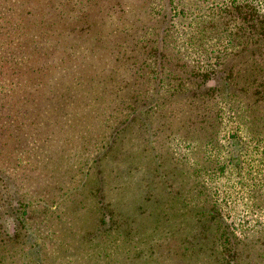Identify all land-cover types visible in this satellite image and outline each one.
I'll use <instances>...</instances> for the list:
<instances>
[{
  "label": "rangeland",
  "instance_id": "374dc122",
  "mask_svg": "<svg viewBox=\"0 0 264 264\" xmlns=\"http://www.w3.org/2000/svg\"><path fill=\"white\" fill-rule=\"evenodd\" d=\"M231 1L245 2L0 0V239L16 234L2 264H264V205L256 199L264 200V145L246 147L239 133L227 167L202 170L196 180L206 204L218 203L236 259L211 239L212 228L198 239L196 211L180 198L196 200L187 182L178 185L192 177L181 173L186 166L221 168L222 143H164L162 135L150 142L145 128L166 112L157 104L178 76L188 84L174 94L178 107L181 95L192 96L186 89L195 74L215 82L216 60L202 50L223 47L214 38L192 47L190 14L208 17L213 2ZM255 4L264 12V0ZM157 15L166 20L155 25ZM153 46L158 51L143 65ZM162 54L171 75L153 71ZM176 105L168 134H184L188 116ZM223 123L225 136L234 128ZM167 150L175 160L160 164L157 155ZM195 236L200 250L186 251Z\"/></svg>",
  "mask_w": 264,
  "mask_h": 264
},
{
  "label": "trees",
  "instance_id": "16d2710c",
  "mask_svg": "<svg viewBox=\"0 0 264 264\" xmlns=\"http://www.w3.org/2000/svg\"><path fill=\"white\" fill-rule=\"evenodd\" d=\"M244 1L241 3L231 1L225 8L213 2L214 7L206 10L208 17L201 16L199 10L191 12L190 17H194L191 20V25H193V31L196 35L192 37L190 45L194 48H199L204 43L206 44L209 39L214 38L218 39V44L223 47L202 50L204 58H206L205 54L208 53L210 55L209 58L216 60L217 64L215 67L217 69L212 70V76H216L217 79L212 77L210 80L214 79L213 81L215 82L211 86H207L206 81L209 77L205 78L200 73L195 74V79L192 78L190 81L192 89H186L191 92L193 91L192 96L181 95L182 97L178 99V104L180 105L178 107L173 101L177 100L174 94L177 92L184 94V87H188L187 80L178 76L176 83L170 82L173 85V88H171V96L166 97V100H162L161 104H157L160 110L165 109L166 112L158 115V120H155L157 122L155 126H152V122L148 119L145 124V128L149 130L147 140L150 142L159 143L158 136L162 135L167 139L163 140L164 143L167 141L173 143L175 140L180 142H193L201 141L202 139L206 140L207 145L222 143L220 148L218 146L215 147L220 149L217 151L219 155L215 158L216 160L221 162V157L223 155L225 156L221 168L213 164L210 165V163L203 164L200 168H189L186 166L180 170L181 173L184 175L191 173L192 177L184 176L182 179H178V185L187 182L189 188L188 193L190 195L192 194V197L196 200L194 203L191 198H180L182 204L189 206V208L192 207L196 211V220L200 225V230L197 232L198 236L196 235L198 239L199 236L204 239L202 233L212 228L210 230L211 239L216 244H219L223 253H228V257H230V253H235L236 259H238L239 251L235 250L228 229L222 227L223 214L220 212L221 209L218 207V203L209 201V204H206V200L202 197L203 186H201V181L196 180L199 179L198 172L202 170L205 171L211 168L214 171L213 173H215L219 169L221 171L227 167L226 162L229 161V158L226 160V156L229 155L230 140L239 138V133H246L248 138L244 142L249 141V144L246 142V147L251 148L255 145L254 150L259 147L258 144L261 147L264 145V12L261 4L259 6L255 4L257 0ZM173 3L169 2V5ZM160 14L162 15V13ZM36 16L37 14H35ZM158 17L161 16L157 15L153 21L155 25L166 20V17H161L160 20ZM42 23L43 19L35 18L33 26L41 28ZM153 51H158L157 46L151 48L150 53L147 54L146 59L143 61V65L152 59ZM161 52L167 54L166 49ZM165 57L166 55L162 54V63L160 65L154 64L153 71L157 72V69L161 67V69L171 75L174 71L169 70V62L164 60ZM174 105L178 109V114L188 116L184 119L180 127L184 131V134H181L179 130L175 129L173 130L176 134H168L167 132L169 130L165 129L168 125L167 121L171 119L175 120L172 116L175 114V110L173 109ZM224 119L227 122H231L229 127L234 128L233 131L226 133L225 136L222 135L224 131L222 127L225 126V123H223ZM241 143L243 144L242 141ZM186 146L189 148L192 144L188 143ZM211 150L213 152V149H207L209 155L212 154ZM262 152L264 154V147H262ZM214 156L212 157L211 155L213 160ZM156 159L160 164H164L168 160L173 162L175 157L172 155V152L167 150L166 153L158 154ZM176 164L184 166L182 162ZM217 164L219 165V163ZM225 164L226 166L223 168ZM191 178L194 179L189 181ZM258 188L259 186H257ZM176 189L175 193L178 194L179 188ZM255 192L259 191L255 190ZM262 194L264 195V185L262 186ZM256 199L258 200V205L262 208L264 200H261L259 195L256 196ZM220 230L224 232L221 233L220 237L215 238L214 232ZM196 236L193 240L187 241L191 246L187 245L185 247L186 251H190L191 248L194 251L200 250L201 246L199 244L203 240L196 241ZM15 238L16 234L13 232L9 240H5L4 238L0 239V264L3 262L2 258L5 256L4 253L14 251V244H16L14 241L16 240ZM8 244L10 245L8 246ZM12 254L14 255V253Z\"/></svg>",
  "mask_w": 264,
  "mask_h": 264
}]
</instances>
